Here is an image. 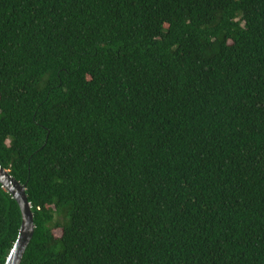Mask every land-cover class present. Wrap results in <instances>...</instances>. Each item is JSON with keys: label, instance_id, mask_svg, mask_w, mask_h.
I'll return each instance as SVG.
<instances>
[{"label": "trees", "instance_id": "16d2710c", "mask_svg": "<svg viewBox=\"0 0 264 264\" xmlns=\"http://www.w3.org/2000/svg\"><path fill=\"white\" fill-rule=\"evenodd\" d=\"M0 166L20 264H264V0H0Z\"/></svg>", "mask_w": 264, "mask_h": 264}, {"label": "water", "instance_id": "95a60500", "mask_svg": "<svg viewBox=\"0 0 264 264\" xmlns=\"http://www.w3.org/2000/svg\"><path fill=\"white\" fill-rule=\"evenodd\" d=\"M0 185L15 201L21 215V224L17 238L6 257L4 264H20L24 252L34 233L33 215L27 201L26 187L12 178L9 172L4 170L1 166Z\"/></svg>", "mask_w": 264, "mask_h": 264}, {"label": "rangeland", "instance_id": "374dc122", "mask_svg": "<svg viewBox=\"0 0 264 264\" xmlns=\"http://www.w3.org/2000/svg\"><path fill=\"white\" fill-rule=\"evenodd\" d=\"M54 234H55V236L58 237L60 235V232L59 231H56Z\"/></svg>", "mask_w": 264, "mask_h": 264}]
</instances>
